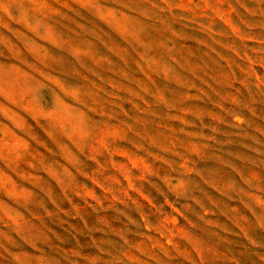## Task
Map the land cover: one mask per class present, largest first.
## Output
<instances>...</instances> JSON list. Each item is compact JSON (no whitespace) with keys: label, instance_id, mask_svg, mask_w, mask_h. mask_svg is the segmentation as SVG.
<instances>
[{"label":"rangeland","instance_id":"374dc122","mask_svg":"<svg viewBox=\"0 0 264 264\" xmlns=\"http://www.w3.org/2000/svg\"><path fill=\"white\" fill-rule=\"evenodd\" d=\"M0 264H264V0H0Z\"/></svg>","mask_w":264,"mask_h":264}]
</instances>
